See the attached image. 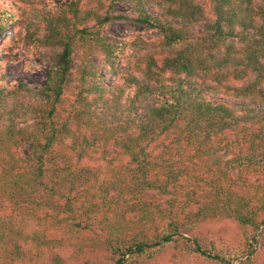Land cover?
<instances>
[{
	"label": "trees",
	"instance_id": "trees-1",
	"mask_svg": "<svg viewBox=\"0 0 264 264\" xmlns=\"http://www.w3.org/2000/svg\"><path fill=\"white\" fill-rule=\"evenodd\" d=\"M41 3L0 4L52 52L0 88V264H264V0Z\"/></svg>",
	"mask_w": 264,
	"mask_h": 264
},
{
	"label": "rangeland",
	"instance_id": "rangeland-1",
	"mask_svg": "<svg viewBox=\"0 0 264 264\" xmlns=\"http://www.w3.org/2000/svg\"><path fill=\"white\" fill-rule=\"evenodd\" d=\"M9 0H0V4L9 7ZM65 0H42L41 7L54 11L58 4ZM124 10L125 7L119 8ZM16 28H11L0 35V88L11 87L16 83H24L30 88H34L44 81L45 72L48 68L49 58L52 52L49 50H40L39 53L28 47L24 41V34L16 33ZM104 33L114 39L128 42L134 37H139L144 41H154L159 38V34L153 30L139 29L126 24L123 21H112L106 28ZM17 37L20 38L18 41ZM94 62L97 63L96 60ZM19 157H24V152L18 150ZM232 225L210 224L201 225L198 229L194 228L189 233L201 231L202 235L211 233L209 236H226L231 233ZM204 233V234H203ZM216 242H218L216 239ZM178 264V263H176Z\"/></svg>",
	"mask_w": 264,
	"mask_h": 264
}]
</instances>
